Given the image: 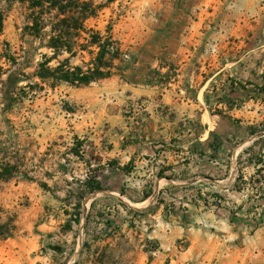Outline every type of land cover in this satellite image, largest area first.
Returning a JSON list of instances; mask_svg holds the SVG:
<instances>
[{
	"label": "rangeland",
	"instance_id": "374dc122",
	"mask_svg": "<svg viewBox=\"0 0 264 264\" xmlns=\"http://www.w3.org/2000/svg\"><path fill=\"white\" fill-rule=\"evenodd\" d=\"M91 1L102 7L86 24L110 25L121 50L113 74L50 87L34 74L51 51L25 33L23 6L0 0L17 56L0 76V160L21 155L29 177L0 180V222L16 226L0 264H264V166L257 183L250 153L238 160L259 137L247 125L264 121L251 99L264 85V0ZM73 134L103 164L78 223L62 213L86 176L66 149Z\"/></svg>",
	"mask_w": 264,
	"mask_h": 264
},
{
	"label": "trees",
	"instance_id": "16d2710c",
	"mask_svg": "<svg viewBox=\"0 0 264 264\" xmlns=\"http://www.w3.org/2000/svg\"><path fill=\"white\" fill-rule=\"evenodd\" d=\"M7 2H18L25 9V33L38 39L42 45L51 51V55L41 54V60L37 63L35 76L50 87L65 83L72 87L87 86L92 82L109 78L113 74V59L120 53V47L113 38L110 25L106 27L104 33L95 30L86 24L90 18H95L101 9V4H95L91 0H5ZM110 1V0H107ZM3 27V13L0 11V35ZM87 53L88 60L81 64L71 65L69 58L78 53ZM67 53L68 57L59 60L57 57ZM52 60H56L55 65H50ZM17 62V56L11 52L10 44L0 37V76L8 66ZM264 77V74H262ZM242 89H246L243 84H239ZM255 86L254 95L251 96L254 102H264V85ZM247 134L252 137L259 135L251 145L244 148L238 154V160L243 153H250L249 164L253 166L254 172L250 177L251 181L259 183L255 176H261L263 171V146L259 150L255 147L260 142H264V121H257L247 125ZM71 142L66 149L70 155L82 160L86 168V176L80 181L81 187L78 200L69 204V209L65 208L62 213L79 222L82 203L86 194L101 191L102 187L97 177V172L102 165L95 156L86 159L85 140L73 134ZM220 139L215 138L209 143L213 154L220 145ZM256 151V152H255ZM254 157H253V156ZM19 155L15 160L9 157L0 160V180L20 177L29 179L23 167V158ZM90 158V157H89ZM110 166L116 167L126 173L130 172L129 165H120L117 161L108 162ZM264 179V175H263ZM43 190L50 188L43 182L39 183ZM16 231V226L11 222H0V239L12 237Z\"/></svg>",
	"mask_w": 264,
	"mask_h": 264
},
{
	"label": "crops",
	"instance_id": "0c3cea01",
	"mask_svg": "<svg viewBox=\"0 0 264 264\" xmlns=\"http://www.w3.org/2000/svg\"><path fill=\"white\" fill-rule=\"evenodd\" d=\"M242 156V155H241ZM240 159V158H239ZM252 166V165H251ZM252 168H253V166H252ZM254 170V169H253Z\"/></svg>",
	"mask_w": 264,
	"mask_h": 264
}]
</instances>
